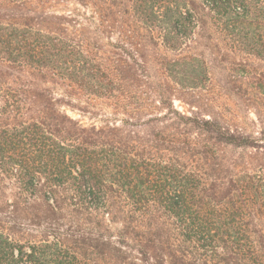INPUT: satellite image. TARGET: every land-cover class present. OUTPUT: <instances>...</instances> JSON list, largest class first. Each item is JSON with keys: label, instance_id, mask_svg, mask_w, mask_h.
<instances>
[{"label": "trees", "instance_id": "16d2710c", "mask_svg": "<svg viewBox=\"0 0 264 264\" xmlns=\"http://www.w3.org/2000/svg\"><path fill=\"white\" fill-rule=\"evenodd\" d=\"M63 1L0 0V264H264V123L206 59L264 63V0Z\"/></svg>", "mask_w": 264, "mask_h": 264}, {"label": "rangeland", "instance_id": "374dc122", "mask_svg": "<svg viewBox=\"0 0 264 264\" xmlns=\"http://www.w3.org/2000/svg\"><path fill=\"white\" fill-rule=\"evenodd\" d=\"M78 8L75 0H64L59 6L50 10L66 12ZM206 49L203 43H199L196 51H205ZM213 52L212 56L216 58L210 56L208 52L206 56L211 77L209 94L210 97H213L211 102L216 105L217 111L223 117L238 122L244 132L254 138H259L262 131L260 123H264V83L258 79H260V75L264 74V63L242 54L232 55L225 52L223 54L219 47L213 49ZM211 58L214 61L212 60L210 63ZM54 91L56 97L62 95L59 89ZM97 102L95 110L99 115L95 119L96 122L104 119L105 116L109 117L111 113L110 109L102 105L103 103ZM174 107L181 111L188 110L179 101H174ZM61 110H66L67 114L74 119L82 120L83 124L88 125L91 122L88 118H81L79 114L73 113L67 108L63 107Z\"/></svg>", "mask_w": 264, "mask_h": 264}]
</instances>
